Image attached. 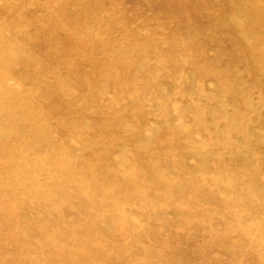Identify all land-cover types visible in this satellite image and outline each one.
Instances as JSON below:
<instances>
[{
    "label": "rangeland",
    "instance_id": "374dc122",
    "mask_svg": "<svg viewBox=\"0 0 264 264\" xmlns=\"http://www.w3.org/2000/svg\"><path fill=\"white\" fill-rule=\"evenodd\" d=\"M0 264H264V0H0Z\"/></svg>",
    "mask_w": 264,
    "mask_h": 264
}]
</instances>
